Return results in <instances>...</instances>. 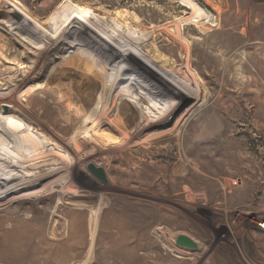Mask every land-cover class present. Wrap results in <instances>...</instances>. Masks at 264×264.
<instances>
[{"label": "rangeland", "instance_id": "obj_1", "mask_svg": "<svg viewBox=\"0 0 264 264\" xmlns=\"http://www.w3.org/2000/svg\"><path fill=\"white\" fill-rule=\"evenodd\" d=\"M13 1L45 26L69 13L107 58L189 102L139 124L135 104L116 100L118 91L102 97L92 71L52 61L11 22ZM61 89L77 95V110ZM19 91L16 116L35 121L24 133L51 152L29 169H58L0 193V264H264V0H0V92ZM120 106L126 123L113 125ZM182 234L198 249L177 245Z\"/></svg>", "mask_w": 264, "mask_h": 264}, {"label": "bare ground", "instance_id": "obj_2", "mask_svg": "<svg viewBox=\"0 0 264 264\" xmlns=\"http://www.w3.org/2000/svg\"><path fill=\"white\" fill-rule=\"evenodd\" d=\"M10 6L14 11L9 12L11 22H15L16 25H20V27L25 29L32 36L34 35L38 38V40H41L42 48L43 46L45 48L48 47L47 54L50 56L52 53V57L50 56L52 61L54 60L55 62V60H60V63L65 67H70L69 65L72 64L78 66L77 69L80 71V74L82 76L86 75V78L89 74L84 73L83 70H87L88 72L92 71L94 73L93 78L99 82H102V97L104 96V98H106L107 92L111 94V92L115 93L118 91L115 97L116 100L117 97H121V100L123 99L122 102L124 99H126L141 109L143 120L141 119L142 121H140L139 124H143L145 121H147L145 125L152 123L155 124L159 121L164 122L168 119V117L170 118L176 113L179 106H183L185 102H189L187 96L176 89L173 84L167 83L163 79H158L157 76H151L149 75L150 73L147 74L136 69L134 64L133 67H130V65H125L126 59H124L125 61H122L116 55V57H109L112 61L111 62L109 58L103 54L104 52L102 53V50H104L102 49V46L99 47L97 45L98 42L96 43L97 39L91 32L92 30L90 33L89 29L84 25V27L80 26L81 28L72 25L71 21L69 20V13L67 15H65L63 12L57 14L52 20V25L45 26L34 19L33 16H31L30 13L25 10V8L19 7L21 4L18 1H13V3H10ZM5 28L6 26H4L3 30ZM13 30L14 28L12 31ZM53 30L54 33L50 34L53 32ZM12 36V39L16 37L14 34ZM47 44L50 46H47ZM22 48V56L24 55L25 58L28 50H26L23 46ZM30 50H33V48H30ZM57 56L60 57L58 58ZM50 64H47L44 67V70L47 69ZM34 88L36 87L34 86ZM61 92L70 96V99L73 101V104L70 103V107H73V110H77V108L73 106L77 103V95L74 94V92H66L63 89H61ZM14 94L12 92H0V100L8 102H0V108L2 107L0 110V181L2 182H0V193L3 192L5 196H10L12 193H18L21 189L34 184L40 178L47 174H51L58 169L57 167L52 168V171L45 174H42V172L33 173L29 169L35 168V164H40V162L44 161L42 158H46L51 154V152L49 150L50 148L45 150V146H47L45 143L33 138L30 134L27 135L24 133V131H29V129H31L33 123L35 124V121L31 118H26L28 121L26 122L16 116L17 112L22 108L23 101L21 99V92L17 98L13 96ZM13 99H16L15 102ZM122 102H120L119 105H121ZM3 105L9 106L10 113L14 114L8 115V117L1 115V112L5 111L3 109ZM78 108H80V110H78L79 113L81 111H85L81 106ZM113 120L114 121L112 124L117 126L122 124V122L126 123L124 117L122 116L121 106L118 107L116 116ZM77 124L78 117L75 118L74 116V128L77 126ZM179 125L180 121L177 123V126ZM58 145L60 150H63V147L65 146H69V144H67L65 141L60 140H58ZM35 160L38 162L32 163V161ZM56 161L58 160L56 159ZM261 224H263L261 227L264 230V221H262Z\"/></svg>", "mask_w": 264, "mask_h": 264}, {"label": "water", "instance_id": "obj_3", "mask_svg": "<svg viewBox=\"0 0 264 264\" xmlns=\"http://www.w3.org/2000/svg\"><path fill=\"white\" fill-rule=\"evenodd\" d=\"M88 170L91 174H93L98 180H100L102 183H108L109 177L108 173L105 167L99 166L93 162L88 164ZM177 245L181 247H185L188 249H198L197 242L189 237L188 235L182 234L177 237Z\"/></svg>", "mask_w": 264, "mask_h": 264}, {"label": "built area", "instance_id": "obj_4", "mask_svg": "<svg viewBox=\"0 0 264 264\" xmlns=\"http://www.w3.org/2000/svg\"><path fill=\"white\" fill-rule=\"evenodd\" d=\"M262 221H263V219H262ZM262 221H261V222H262ZM261 222L258 223V225H259L260 227L263 226V224H261ZM261 229H262V228H261Z\"/></svg>", "mask_w": 264, "mask_h": 264}]
</instances>
